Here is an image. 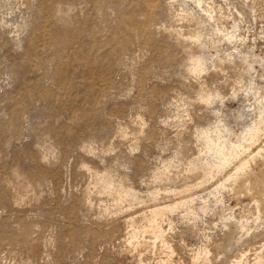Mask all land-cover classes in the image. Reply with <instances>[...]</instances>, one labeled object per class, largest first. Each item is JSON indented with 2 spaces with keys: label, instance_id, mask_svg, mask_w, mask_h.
<instances>
[{
  "label": "rangeland",
  "instance_id": "374dc122",
  "mask_svg": "<svg viewBox=\"0 0 264 264\" xmlns=\"http://www.w3.org/2000/svg\"><path fill=\"white\" fill-rule=\"evenodd\" d=\"M183 1L0 0V264H264V0Z\"/></svg>",
  "mask_w": 264,
  "mask_h": 264
},
{
  "label": "bare ground",
  "instance_id": "6f19581e",
  "mask_svg": "<svg viewBox=\"0 0 264 264\" xmlns=\"http://www.w3.org/2000/svg\"><path fill=\"white\" fill-rule=\"evenodd\" d=\"M182 2H185L181 0ZM196 5L200 8L202 19H214V16L212 12H210L207 8L204 7L206 0H194ZM61 11V10H60ZM214 22V21H213ZM207 24V23H206ZM167 31V29L165 30ZM218 31L221 32V29L218 28ZM171 33V32H170ZM225 36L228 37V40L233 42L235 41V33H226ZM181 37V36H180ZM191 67L190 71L193 74H199L202 72L205 68L206 64V58L204 55L199 56H191ZM252 70V65L248 66L247 71ZM235 94V93H234ZM217 97V96H216ZM214 96L212 95H204L202 96V100L205 101V103H210L214 100ZM218 98V97H217ZM262 112L258 109V115L261 117ZM259 129L257 128L256 124L249 125L247 129L245 130V134L250 138L253 139ZM215 135L212 136L211 133L204 131L203 133V140L207 148V152L213 155V158L216 157L218 161L212 165V168H216L217 170H221L224 167H226L230 161L236 157L240 150L243 148V140L242 137L236 139V141H233L230 139V131L225 130L224 132L219 129L218 127L215 130ZM226 132V133H225ZM243 133V134H244ZM248 167V161H240L237 166L234 168V173L227 179V182L236 183L240 181V179L243 177L244 173L246 172ZM211 168V169H212ZM97 179L99 182L103 184L105 188H111L113 185V180L106 174H101L97 176ZM256 184H258L256 182ZM121 193H123V196L126 197V189L123 190V186L121 185ZM128 194H131L128 192ZM162 212V211H161Z\"/></svg>",
  "mask_w": 264,
  "mask_h": 264
}]
</instances>
